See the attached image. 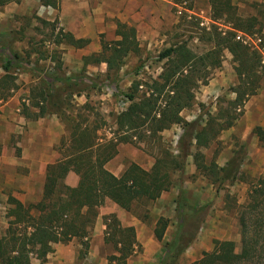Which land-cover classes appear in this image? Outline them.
<instances>
[{
	"label": "trees",
	"instance_id": "1",
	"mask_svg": "<svg viewBox=\"0 0 264 264\" xmlns=\"http://www.w3.org/2000/svg\"><path fill=\"white\" fill-rule=\"evenodd\" d=\"M9 1L13 0H0V7ZM40 1L43 5L53 7L57 2ZM175 1L181 3L186 0ZM207 2L213 19H225L231 24L234 32L252 35L260 31L255 30L259 25L256 18L244 19L235 14L231 0ZM261 27L260 25L259 29ZM234 32H228L225 36L218 32L210 33L208 41L213 45L200 57L193 54L184 44L161 52L158 59L165 61L161 74L151 83H143L140 80L131 83L129 92L125 95L129 103L125 110L116 116L115 131L109 140H101L98 137L97 132L101 126H82L81 124L87 122V119L78 122L77 119L82 116L76 115L74 120L65 117L66 98L57 93L54 84H65L67 92L73 96L81 95L80 91L83 90L81 82H70L71 79H77L76 77L65 78L60 75L58 70L61 69V62L53 57L51 60L56 64L52 73L39 79L29 90V104L21 105V113L29 115V107H32L36 109L32 118L57 115L63 123L67 119L72 125L68 138H64L59 146L61 159L47 166L40 201L25 208L19 201L9 199V203L14 206L10 212L14 218L12 224L16 228L21 224L26 227H23L22 231L6 233L10 242L8 251L4 248L7 244L5 237L0 239L1 264H30V257L34 254L42 263L48 253L52 252V245H67L72 240L81 242L82 249L79 254H85L89 249V235L98 217V209L106 200L126 212H135L134 215L141 216L137 213L138 209L155 202L163 193L168 192L175 183L176 175L179 182V190L174 198L176 230L171 240L166 242L164 234L169 221L160 217L155 223L153 235L156 241L162 244L159 264H178L181 255L196 238L202 223L198 214L204 209L190 204L186 197L180 177L184 172L186 159L192 157L196 172L219 186L238 180L240 167L245 159L242 156L246 149L245 144H241L238 151L233 152L223 167L217 165L216 153L207 162L202 152L216 143L221 132L232 129L243 115L245 104L257 94L264 80V36L258 50L235 41ZM115 34L120 39L102 42V51L94 60L97 64H106V80L111 82L117 81L118 72L125 64L127 56L139 52L133 28L118 25ZM87 42L76 40L71 34L58 30L54 45L65 43L81 48ZM222 50L232 56L234 64L237 81L228 89L234 99L217 98L216 112L206 114L207 119L203 124L199 123L198 119L185 121L181 113L192 108L194 89L201 77L207 74L202 68H218L221 64L218 54ZM18 58L17 54L10 53L1 65L5 72L0 78L1 103L10 98L16 88V78L10 71ZM202 84L206 85L204 82ZM142 86L145 91L139 98L137 92H140L139 88ZM174 125L182 128L176 145V155L160 141L161 133ZM253 131L259 141L264 142L263 130L255 127ZM147 143H154L157 147L156 152L152 154L154 162L149 170L130 163L119 176L108 172L105 166L117 154L118 145L138 146ZM70 170L78 177L75 187L64 183ZM32 210L38 215L30 214ZM238 214L240 250L236 251L233 241L214 240L213 249L210 252H202L194 264H264V178L252 183L246 202L239 207ZM103 224V242L112 249V253L106 257L107 264H127L138 247L135 229L122 227L115 215H107Z\"/></svg>",
	"mask_w": 264,
	"mask_h": 264
},
{
	"label": "rangeland",
	"instance_id": "2",
	"mask_svg": "<svg viewBox=\"0 0 264 264\" xmlns=\"http://www.w3.org/2000/svg\"><path fill=\"white\" fill-rule=\"evenodd\" d=\"M27 1L30 7L25 14L17 13L10 19L0 22V75L1 65L6 57L10 55V53H15L19 56L10 71L12 76L16 78V88L13 90V95L17 93V89L22 88L24 90L28 88L29 90L30 86L32 85L31 88H33L39 79L46 78L48 74L52 73V69L56 64L51 59L55 57L61 62L62 56V51L56 49L55 46L52 47V45L54 44L57 31L64 29V27L60 25L58 19L54 18V15L46 14V18H50L51 20L46 21L45 18H39L34 13H31L34 11L30 8L39 6L40 0ZM19 2L20 0H13V3ZM231 2L233 7H235V14L237 16L244 19L254 17L258 20L259 25L256 26L255 30L260 31L247 36L252 40L249 48L259 50L262 43L261 39L264 36V0H231ZM183 4L185 9L195 13L196 16L208 17L215 23L219 22L221 25L231 27V24L227 23L225 19H213L207 0H186L179 3V5ZM175 16L178 18L176 35L169 41V45L167 47L157 46L146 52L140 51L137 57L131 56L128 58L126 67L123 69L122 73H120V76H118V81L112 83L111 87L104 85L105 78L99 75L100 69L98 66L90 72L92 76H86L84 74L85 69L75 74L72 73L73 75L67 73L66 70H58L60 75L65 78L76 77L77 79H71L70 82L73 84L81 82L80 86L83 90L80 91L81 95L88 97V102L85 103L86 105H79L80 100L78 97L71 95L69 91L67 92L65 84H54L57 93L62 96V98H66L65 117L69 120H74L76 115L82 116L77 119L78 122L87 119L86 123L81 124L82 126H92L96 124L101 126L97 132L98 137L101 140H109L112 138V133L115 131L114 115L125 109L129 103L125 95L129 92L131 83L134 80H140L143 83H151L161 74L165 63V61H160L158 59L161 52L171 46L184 44L193 54L200 57L209 51L213 45V43L208 41L210 33L218 32L221 36H225L228 32H234V30H225V34L223 35L221 31H224V29L215 24H209L208 29L202 28L195 21V18L198 17L194 15L188 16V14L183 13L180 16ZM260 25L262 26L261 29H259ZM54 29L55 31L53 32ZM219 29H221V31H219ZM253 43L256 44L257 48L254 47ZM1 46L7 48L2 49L3 47ZM55 52L57 54H55ZM31 55H35V58L39 60L36 61L32 59ZM218 57L222 62V65L220 64L218 67L219 69L215 68L210 70L209 68H202L207 74L201 77L200 81L197 83V87L194 89V104L192 108L184 110L181 113L185 121L190 122L198 119L199 123L203 124V121L207 119L206 114H214L216 112L217 98L225 97L226 100H233L234 97L228 92V89L234 85L227 88L225 87L218 96L204 94L205 87L217 76L218 72H224L225 75L229 74L230 76L232 74L231 69L234 67L232 56L226 50H222L218 54ZM46 59H49L48 62H46ZM201 74L198 75L200 76ZM30 81H32V83H29ZM202 82L206 85L202 84ZM139 91L140 92H137V96L140 98L142 92L145 91V87L142 86L139 88ZM20 98V110H22V104H29L28 92L23 93L22 91L20 93ZM8 100H6V102ZM248 101L251 103V111L253 113L252 119H256V110H259L257 108L258 104L264 106V95L251 97ZM67 119H65L66 122L64 120V124L67 129L68 138V132L72 122ZM254 126H257V124H254L253 120L247 121L242 115L232 129L230 128L219 134L215 144L211 145L208 149L202 150L207 162H209L216 153L217 156L215 161L219 167H223L231 158L233 152L236 150L238 151L241 144L246 145V149L242 154L245 159L240 167L238 180L233 183H224L220 186L219 184H213L206 177L196 172L192 157L186 159L184 172L180 176L186 192V197L190 204L196 205L197 208L203 207L204 209L198 214V217L202 219V223L192 243V245L194 243H199V247L191 250L188 249L189 251L186 250V252L181 255L182 257L178 264H194L200 258L202 252H210L213 249L214 240L233 241L236 245V251L240 250L241 237L238 226L239 207L246 202L252 183L258 179L264 178V142L261 143L258 137L255 136L253 131ZM181 133V126L174 125L170 129L163 131L160 135V141L163 143L164 147L168 148L175 155L178 153L176 151V145ZM156 149L157 147L154 143L140 144L138 146L120 144L117 154L106 164V168L108 172H115L118 176L129 163H133L131 161H135L143 167L148 168V166L150 164L152 165L154 162L152 154L156 152ZM11 178H13V176H9V179ZM3 181L4 180H2V183ZM2 187V194L5 196H10L13 191H17L22 195L26 193V190L22 188H32L29 197L24 201L25 208L29 205H36L41 199L42 190L41 193H39L35 185L29 186L26 181L24 183L9 184V187L3 185ZM178 190L179 182L176 175L173 187L168 192L162 194L164 196L162 200L158 199L138 209L137 213L141 214L142 217L134 215L135 212H127V215L136 218L146 226L147 229L146 232H143V236L147 237L152 234L151 230L154 228L156 219L162 216L169 221L164 240L166 242L171 240L177 224L174 198ZM13 207L14 206L9 203V200H4V198L0 199V239L5 237L7 244L4 248L6 251L10 249V242L9 238L6 237V233L8 231L10 233L11 231H22L23 227H26V225L21 224L16 228V226L12 224L14 218L10 212ZM30 214L33 216L38 215L37 212L33 210ZM143 216L146 217L143 218ZM105 217L106 215L100 214L99 208L98 217L89 235V249L85 251V254H79V251L82 249L81 242L72 240L67 243V245H52V252L48 253L45 261L42 263L40 259L36 258V254L31 255L30 264H104L106 256L110 254L112 250L109 245L104 244L102 236H97L95 224L96 222L102 223ZM157 245L158 246H150L148 251L145 252L143 247L138 243V247L135 253L129 258L128 264H159V260L162 257V244L157 243ZM206 246L211 249L205 251ZM95 256L96 260H94ZM99 258H102V260L99 261Z\"/></svg>",
	"mask_w": 264,
	"mask_h": 264
},
{
	"label": "crops",
	"instance_id": "3",
	"mask_svg": "<svg viewBox=\"0 0 264 264\" xmlns=\"http://www.w3.org/2000/svg\"><path fill=\"white\" fill-rule=\"evenodd\" d=\"M56 1L55 7L52 5H43L40 1L39 6L30 8L34 11L31 13H34L39 18H45L46 21H51L50 18H46V14L54 15V18L58 19L60 25L64 27V29H62L64 33L71 34L76 40L82 39L88 41L87 44L81 48H75L65 43L52 45V47L55 46L56 49L62 51L61 69L71 74H75L78 71L81 72L85 69L84 74L86 76H92L90 72L98 66L100 69L99 75L101 77L104 76V83H106L105 85L108 87H111V84L115 82L106 80V64L104 62L97 64L94 60L102 51V42H112L120 39V37L115 34L118 25L133 28L139 46V52L137 54L130 53L127 56L125 64L118 72V76H120V73H122L123 69L126 67L128 58L131 56L137 57L140 51L146 52L157 46L167 47L169 41L176 35L178 18L175 16V10L176 7L179 6V3L175 0ZM28 5L27 0H20L19 3L10 1L4 4L0 7V22L10 19L17 13L25 14L29 10L30 6ZM31 58L36 61L39 60L35 58V55H31ZM48 60L49 59H46V62H48ZM232 69L231 76L229 74L225 75L224 72H218L217 76L205 87L204 94L218 96L225 87L227 88L231 85H235L237 80L235 72L234 70L232 71ZM4 74L5 72L1 67L0 78ZM29 83H32V81ZM263 85L264 80L257 94H255V97L264 95ZM31 87L32 85L29 90ZM29 90L28 88L24 90L19 88L16 90L17 93H15V95L12 94L10 99H7V102H0V199L4 198V200L6 199L7 201L9 198L15 199L23 205L25 204V199L27 200L29 197L32 188L28 187L26 189L21 187L23 190H26L25 194L20 195L17 191H13L10 196H5L2 194V186L6 185L9 187V184L24 183L26 181L29 186L35 185L39 193H41L47 166L61 159L62 156L59 146L61 141L67 138L65 124L57 115H47L35 119L32 118V116L34 115L33 113L36 112V109L32 107H29V115L21 113L20 93L23 91V93L28 92L29 94ZM74 97H78L80 100L79 105H85V103L88 102V97L85 95H74ZM257 108L259 110H256V119H252L253 113L251 111V103L248 101L243 109V117H245L247 121L253 120L254 124H257V126L253 128L260 127L264 132V106L258 104ZM120 112L114 115V123L116 116ZM131 162L139 165L145 170H149L153 165L150 164L148 168H145L135 161ZM110 172L118 176L115 172ZM9 176H13V178L9 179ZM2 180H4L3 183ZM77 182L78 178L73 174L72 170H70L67 173L64 183L70 187H75ZM163 197L162 195L159 199L162 200ZM100 214L106 216L115 215L122 227H133L135 229L136 241L143 247L145 252L148 251L150 246H158L157 243L159 244V242L154 238L153 230H151L152 234L150 236H143V232H146L147 229L146 226L136 218L127 215L128 213L126 211L119 208L111 201H105L104 205L100 207ZM104 229L105 226L103 222H96L95 232L97 236H102L103 238ZM197 247H199V243L191 244L189 250L196 249ZM209 249L211 248L208 246L205 247V251ZM189 250L187 249V251ZM94 260H96V256ZM101 260L102 258H99V261ZM104 264H107L106 259L104 260Z\"/></svg>",
	"mask_w": 264,
	"mask_h": 264
},
{
	"label": "built area",
	"instance_id": "4",
	"mask_svg": "<svg viewBox=\"0 0 264 264\" xmlns=\"http://www.w3.org/2000/svg\"><path fill=\"white\" fill-rule=\"evenodd\" d=\"M183 13L188 14V16L189 15L196 16L195 13L185 9L184 4L177 6L176 10H175V14L180 16ZM196 17H198V18H195V21L202 28L208 29L209 24H215L217 26H220L222 29H224V31H221V29H219V31H221L223 35L225 34V30L233 31V29L230 26L221 25L219 22L215 23V22L212 21V19H210L208 17L207 18H204L202 16H196ZM235 40L240 42L241 44H243L245 46H248V47H250V45H251L250 42H252L250 37H248L247 35H245L243 33H240V32H235ZM257 42H259V41H257ZM253 45H254V47H256V44L253 43Z\"/></svg>",
	"mask_w": 264,
	"mask_h": 264
}]
</instances>
